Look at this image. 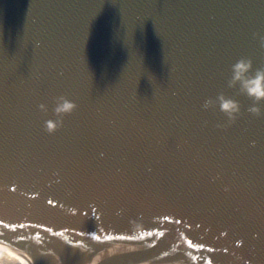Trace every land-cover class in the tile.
Masks as SVG:
<instances>
[{"label":"water","instance_id":"1","mask_svg":"<svg viewBox=\"0 0 264 264\" xmlns=\"http://www.w3.org/2000/svg\"><path fill=\"white\" fill-rule=\"evenodd\" d=\"M264 0H0V246L18 264H264ZM223 93L232 117L205 100ZM76 105L62 125L55 98ZM40 105L46 106V111Z\"/></svg>","mask_w":264,"mask_h":264},{"label":"clouds","instance_id":"2","mask_svg":"<svg viewBox=\"0 0 264 264\" xmlns=\"http://www.w3.org/2000/svg\"><path fill=\"white\" fill-rule=\"evenodd\" d=\"M260 47L264 49V36H260ZM231 76L228 80L229 87L238 85V92L246 95L254 101V105L249 109L253 113H259L258 103L264 100V66L252 71L251 61L245 58L237 60L231 66ZM218 105L220 110L227 116L232 117L239 111V105L236 101L226 97L223 93L216 96L215 100H205L203 107L205 109ZM41 110L46 111L45 105L39 106ZM76 108V105L66 99L64 96L55 98V106L53 114L58 117L56 120H46L45 128L48 132H53L58 126L62 125V117L65 114L71 113Z\"/></svg>","mask_w":264,"mask_h":264},{"label":"bare ground","instance_id":"3","mask_svg":"<svg viewBox=\"0 0 264 264\" xmlns=\"http://www.w3.org/2000/svg\"><path fill=\"white\" fill-rule=\"evenodd\" d=\"M0 264H18L8 248L0 246Z\"/></svg>","mask_w":264,"mask_h":264}]
</instances>
